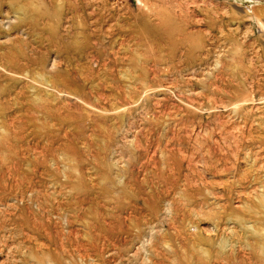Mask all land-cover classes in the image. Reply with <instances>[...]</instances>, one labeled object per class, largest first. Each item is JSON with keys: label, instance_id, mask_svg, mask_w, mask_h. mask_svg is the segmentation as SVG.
I'll use <instances>...</instances> for the list:
<instances>
[{"label": "rangeland", "instance_id": "rangeland-1", "mask_svg": "<svg viewBox=\"0 0 264 264\" xmlns=\"http://www.w3.org/2000/svg\"><path fill=\"white\" fill-rule=\"evenodd\" d=\"M0 264H264V0H0Z\"/></svg>", "mask_w": 264, "mask_h": 264}]
</instances>
